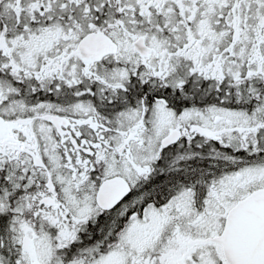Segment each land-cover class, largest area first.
Returning a JSON list of instances; mask_svg holds the SVG:
<instances>
[{
    "label": "snow or ice",
    "instance_id": "6c2138e0",
    "mask_svg": "<svg viewBox=\"0 0 264 264\" xmlns=\"http://www.w3.org/2000/svg\"><path fill=\"white\" fill-rule=\"evenodd\" d=\"M0 264H264V0H0Z\"/></svg>",
    "mask_w": 264,
    "mask_h": 264
}]
</instances>
